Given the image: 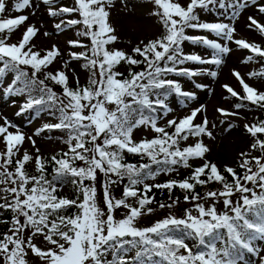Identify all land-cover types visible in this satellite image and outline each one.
<instances>
[{
    "label": "snow or ice",
    "instance_id": "6c2138e0",
    "mask_svg": "<svg viewBox=\"0 0 264 264\" xmlns=\"http://www.w3.org/2000/svg\"><path fill=\"white\" fill-rule=\"evenodd\" d=\"M149 2L162 31L129 51L111 22L113 11H134L129 0H0V102L28 116V126L40 121L29 134L0 112V216L11 214L0 219L7 225L0 264H29L30 255L39 264H254L257 256L264 264V119L246 116L264 112V46L238 38L236 26L255 8L260 18L247 15L246 28L264 37V0ZM42 7L54 30L43 36L74 33L63 49L32 42L44 25L21 13ZM21 27L22 38L11 42ZM237 50L248 53L241 64L260 65L228 69L241 92L222 79ZM212 84L230 107L202 101L198 93L215 98ZM209 104L226 132L236 118L248 134L235 157L239 172L206 156L203 138L214 140L217 128ZM144 130L151 135L138 138ZM191 137L198 139L187 143ZM37 138L64 147L49 157ZM180 168L190 174L176 179ZM161 175L170 178L159 182ZM69 183L74 198L60 191ZM158 210L167 211L141 223Z\"/></svg>",
    "mask_w": 264,
    "mask_h": 264
},
{
    "label": "rangeland",
    "instance_id": "374dc122",
    "mask_svg": "<svg viewBox=\"0 0 264 264\" xmlns=\"http://www.w3.org/2000/svg\"><path fill=\"white\" fill-rule=\"evenodd\" d=\"M63 3H69L71 0H62ZM130 6L133 8V12H127V10H119V11H113L111 15V22L116 26L117 31L121 35L123 42L120 43L118 46L120 48L129 50L132 46H135L136 43H138L139 40H144L145 43L150 39H155L162 31V27L158 22V18L151 15V12L154 10V4L149 2V0H129ZM21 14H27L29 15V21L26 23H35L38 27L43 23L44 28L41 29V33L38 34L36 38L33 39V43L37 45V47L40 50H45L49 48L53 43L57 44L61 49L65 47V40L68 36H73L74 33L72 31H68L65 34H61L59 36H56L55 34L45 37L42 35V32L44 30L48 31H54L51 27L52 20L47 16L46 12L44 11L43 7L41 11L37 12L36 15H31L29 10H25ZM13 16L18 15L16 13L12 14ZM247 15H254L258 19L260 18V14L255 8L250 7L248 11L241 16L237 23L238 28V38H245L248 39L250 42H258L262 43V46H264V37H260L258 33H255L254 31L247 29L246 24ZM25 29L21 27L18 29L12 36L11 42H17L19 39L22 38V33ZM128 41H131V45H129ZM192 48L189 46L186 48V51H191ZM247 50H237L234 51L230 58L227 61V66L222 69V79L226 82L230 83L232 86L235 87V89L238 92L242 91L241 86L238 84L237 81L234 80V78H231L228 75V69L230 67H236L238 68L242 73H246L249 70H259V64H249V65H243L240 63V61L246 56ZM83 82V76L81 77ZM204 82H210L205 80ZM249 83H256L257 81L255 79L249 80ZM188 89H192V84L190 82H185L184 85ZM212 87L216 89V95L215 98L212 97H206L203 93H198L202 99L203 102L209 103H216V104H222L224 107H230L231 101H223V98L221 96L222 89L218 87L216 84H212ZM174 107L177 108L178 111H180L179 106L175 103L173 104ZM15 109L12 107H9L6 102H0V112H3L5 115H7L10 119L15 121L16 123L20 124L21 128L28 132L29 134L34 131L35 127H37L40 123V121H37L33 123L31 126H28L26 124V121L29 119L28 116L17 118L14 116ZM260 111L253 109L250 112L246 113L247 119L250 121H254L255 118L258 116ZM217 115L212 111L211 104H209V118L216 120L217 122V128L214 129V136L215 139L210 138H203L205 144L209 147L210 151L206 154L207 158L210 159L212 162L217 163L218 165L228 164L231 166H235L236 164V154L239 149H243L247 146L249 143V137L248 134L243 130L242 127V121L237 120L236 118H232L235 126L231 130V132H226L225 129L227 128V123L220 124L219 120L217 119ZM228 119V118H224ZM144 135H151V133L147 132V130L144 131H137L136 136L138 138L144 136ZM241 139V141L239 140ZM196 139L195 137H191L190 140L187 143H192ZM38 144H44L46 145V155L52 153L56 149H61L64 147L59 143V141L51 142L48 140H41L40 138H37ZM28 147V145H26ZM256 154V153H253ZM229 155L232 156V159L229 160ZM224 157V158H222ZM224 159V160H223ZM31 163V162H30ZM79 164H82V162H78ZM190 163L193 166L200 165L201 161L199 159L190 161ZM179 174H182V172H188L191 171V169H185L180 168ZM175 175V174H174ZM176 177V175H175ZM168 176L161 175L157 177V180L159 182H164ZM102 174L98 176L97 181V188L98 198L101 195L102 189L100 188V184L102 183ZM87 183V182H86ZM67 187L64 186L63 189L60 191L63 193L65 192ZM113 195L119 197L121 195L122 189L119 186H114L113 189ZM166 199L162 198V201H166ZM184 207L183 202L181 205L175 210V214L177 216H180L182 214V209ZM167 210H158L155 214L144 218L141 223L143 225L151 224L153 221L162 218L166 214ZM39 243V241H37ZM264 247V246H262ZM261 256H264V251H262ZM259 256L257 257H250L251 260L254 261V264H259L260 261ZM29 264H39L38 260L31 256L29 257Z\"/></svg>",
    "mask_w": 264,
    "mask_h": 264
},
{
    "label": "trees",
    "instance_id": "16d2710c",
    "mask_svg": "<svg viewBox=\"0 0 264 264\" xmlns=\"http://www.w3.org/2000/svg\"><path fill=\"white\" fill-rule=\"evenodd\" d=\"M136 70H139V69H136ZM56 90L59 91V88H57ZM257 118H259V119H264V112H260V113L258 114V116L255 118V120H256ZM50 135L55 136V135H57V134H50ZM59 150H61V149H59ZM59 150L56 149V150H54L52 153L47 154V156L50 157L52 154H54V152L59 151ZM127 158H128L129 160H132L133 162H135L136 160H138V158H134V157H131V156H129V157H127ZM77 164H78V165H82V164H79L78 162H77ZM234 167H236V169H237L238 172L241 171V170L239 169L238 161H236V164H235ZM27 170H28L30 173L35 174V171H34V165H33L32 163H30V162H29V164L27 165ZM48 172L51 173V166L48 167ZM189 174H190V171H188V172H182V174H178V175H176L175 178H176V179H182L183 177H185V176H187V175H189ZM169 178H170V177H168V179H169ZM65 187H67L66 190H65V192H63V193L61 192V193H62L63 195H66V196H69V197L74 198V197H75V192H74V189H73L72 185L69 183V184L65 185ZM120 187H121V189H122V185H120ZM211 187H212V188H215V187H217V185L213 184ZM197 190L202 191V189H199V188H198ZM154 191H155V194H156V197H157L158 200H161V201H162V198H164V199L167 198V193H166V191H165L163 194H161L160 190H154ZM174 195H181V192H180L179 190H175ZM10 215H11L10 213H4L3 216H0V219H8V218H10ZM5 231H7V225H5V224H0V235H2V233H4Z\"/></svg>",
    "mask_w": 264,
    "mask_h": 264
},
{
    "label": "bare ground",
    "instance_id": "6f19581e",
    "mask_svg": "<svg viewBox=\"0 0 264 264\" xmlns=\"http://www.w3.org/2000/svg\"><path fill=\"white\" fill-rule=\"evenodd\" d=\"M239 140L241 141V139L239 138ZM222 158H224V157H222ZM232 159V156L231 155H229V160H231ZM224 160V159H223Z\"/></svg>",
    "mask_w": 264,
    "mask_h": 264
}]
</instances>
